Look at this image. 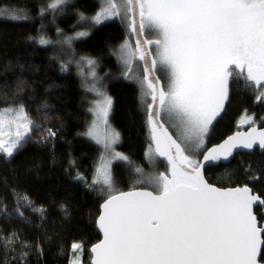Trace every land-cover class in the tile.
I'll use <instances>...</instances> for the list:
<instances>
[{"label":"snow or ice","instance_id":"6c2138e0","mask_svg":"<svg viewBox=\"0 0 264 264\" xmlns=\"http://www.w3.org/2000/svg\"><path fill=\"white\" fill-rule=\"evenodd\" d=\"M65 7L67 0L39 7L41 28L26 39L50 46L44 21L51 14L54 23ZM77 16L82 26L119 21L125 28L128 38L112 54L123 67L122 79L136 85L137 110L148 134L144 160L154 170L145 173L116 149L122 135L111 123L114 99L97 86L98 61L81 56L78 74L84 75L79 69L85 62L95 99L88 109L91 122L78 135L102 151L90 178L71 153L64 172L102 197L88 225L102 236L91 245L89 264H264V117L258 127L254 115L246 114L240 120L246 131L212 142L234 89L264 107V0H105L94 15ZM0 19L27 23L36 17L30 8L0 5ZM56 33L66 52L74 51V40L89 35L77 31L68 36L59 26ZM72 62L63 60L60 71L67 72ZM23 83L11 94H0V164L16 165L30 145L50 150L55 163L65 124L43 123L56 118L47 102L36 107L42 119H34L28 110L33 98L25 97ZM242 155L258 158L234 168ZM115 162L132 168L134 178L152 190L118 191ZM213 168L223 170L228 186L206 179V170ZM21 170L25 177L41 174L38 163L20 164L12 167L11 180L0 178V264H48L51 244L64 257L69 237L67 264H84L85 241L71 232V205L53 199L61 220L49 233L48 208L18 183ZM30 229H43V235L32 232L30 240Z\"/></svg>","mask_w":264,"mask_h":264},{"label":"trees","instance_id":"16d2710c","mask_svg":"<svg viewBox=\"0 0 264 264\" xmlns=\"http://www.w3.org/2000/svg\"><path fill=\"white\" fill-rule=\"evenodd\" d=\"M52 0H0V5H16L32 10L36 17L34 22L13 23L0 19V94L14 91L17 83L24 81L25 97L29 100V112L34 119H42L36 112L37 105L49 104L48 111L54 113L55 119L43 120L48 125H59L64 122L65 128L61 132L62 139L56 148V162L50 150H37L30 145L25 154L17 158L16 165L35 164L40 165V176L25 177L21 170L18 183L26 188L33 200L48 208L50 219L46 228L51 233L53 227L60 226L61 216L59 204L52 201L66 200L71 205L72 222L71 232L76 236H83L85 251L84 264H89L91 245L98 242L99 233L93 227L88 226L89 221H94L98 212L102 197L95 192H89L83 186L71 181L64 172L67 166L68 154L76 160L79 170L89 178L94 172L100 148L89 139L78 135L83 132L89 115L85 109V95L78 78L72 72H61L59 61L54 50L50 47H41L26 39L29 35H35L41 28L38 8L51 3ZM75 6V7H73ZM99 8L95 0H70L64 11H57L56 20L52 22L49 14L44 21L45 32L49 38H53L57 26L65 33H71L77 28V12L90 15ZM73 25L76 27L73 28ZM127 38L125 28L118 21H109L95 28L86 38L78 40L74 45V51L79 56H89L98 61L100 72H107L108 82L106 89L114 99V113L111 123L121 132L122 141L117 149L130 157L134 165H140L144 171H152L144 160V152L147 148L148 134L143 126L142 114L137 110V89L134 83L122 79V65L112 49L117 48ZM23 65V67H21ZM4 85H7L5 89ZM11 96H9V99ZM4 105L0 104V107ZM254 115L257 126H261V117H264V107L256 105L252 98L242 90H233L231 104L227 108L226 115L216 126L212 136V142H220L222 138L231 135L237 130L246 127H238L239 120L245 115ZM69 142L71 147H69ZM257 156H237L233 164L244 165L255 161ZM0 164V178L7 176L12 179V167ZM163 170V164L159 166ZM115 187L118 191H128V184L134 179L132 168L116 162L113 164ZM206 179L216 186H228L227 178L223 176V170H206ZM235 182V181H233ZM7 229V225H3ZM32 232L43 235V229H30L28 239H33ZM70 240L66 242L65 256L56 255L58 246L53 243L50 246L46 259L48 264H67L70 253Z\"/></svg>","mask_w":264,"mask_h":264},{"label":"rangeland","instance_id":"374dc122","mask_svg":"<svg viewBox=\"0 0 264 264\" xmlns=\"http://www.w3.org/2000/svg\"><path fill=\"white\" fill-rule=\"evenodd\" d=\"M98 5H99V8L97 9V11H99L100 7L105 3V0H95ZM70 2V0H67V3ZM97 11H95L94 13L90 14V15H86V16H91V15H94ZM78 20V19H77ZM109 22V21H107ZM119 22V21H118ZM76 25H77V28L72 31L71 33H65L66 35L68 36H73L75 32L77 31H89V34L95 29L97 28L98 26H95V27H89L88 25H80V24H77L76 22ZM100 26V25H99ZM86 37H82L80 39H77V40H74L73 41V50H74V45L75 43L78 41V40H81V39H84ZM128 38V37H127ZM52 40V44L48 47L52 48L55 52V54L57 55V59L59 61V65L60 63L63 61V60H67V59H71L73 62L69 65V70L67 72H72L79 80L80 82V85H81V88H82V91L84 92V95H85V109L87 111V114L89 115V119L87 121V124L85 126V129L83 131L86 130L87 126L90 124L91 122V114L89 113L88 109L89 107L92 105V103L94 102V99H95V96H94V93L90 92L88 90V88L90 87L91 83L93 82L92 81V78L90 76V69L88 68L87 64L85 62H82L81 63V66H80V69L79 71H82L83 72V76L79 75L78 74V68H77V64H76V61H79L80 60V57L79 55H77L75 53V51L73 52H66V51H63L59 45V43H57L58 41V37H57V33H56V30H55V35L53 38H50ZM119 47V46H118ZM117 47V48H118ZM122 70H123V67H122ZM96 72H97V76L100 77V81L99 83L97 84V86H101L103 85V90L107 92V89H106V85H107V82H108V76L109 74L107 72H100V68L99 66L96 68ZM108 74L107 76L105 74ZM108 93V92H107ZM241 120V119H240ZM240 120L238 122V127H248L247 125H243L241 126L240 125ZM82 136V135H81ZM85 137V136H83ZM87 138V137H85ZM88 139V138H87ZM94 143V142H93ZM95 144V143H94ZM99 147V146H98ZM118 145H116V149H117ZM118 150V149H117ZM101 149H100V154H101ZM119 151V150H118ZM100 154L97 158V162L96 164H98L99 162V157H100ZM116 163V162H115ZM152 171H154L152 169ZM152 171H144L145 173H150ZM141 179H144V180H147V176H143L141 177ZM128 190H134V189H147V190H152L151 186L148 184V183H139L137 181L136 178H134L127 186Z\"/></svg>","mask_w":264,"mask_h":264},{"label":"water","instance_id":"95a60500","mask_svg":"<svg viewBox=\"0 0 264 264\" xmlns=\"http://www.w3.org/2000/svg\"><path fill=\"white\" fill-rule=\"evenodd\" d=\"M131 39H132V42L134 43L135 38L132 37ZM247 128H248V127L244 128V129H241L240 131H246ZM235 132H236V131H235ZM235 132H234V133H235ZM234 133H232V134H234ZM232 134H231V135H232ZM238 151L246 152L247 150H238ZM134 190H147V189H134ZM128 191H133V190H128ZM96 230H97V229H96ZM97 232H98V230H97ZM98 233H99V232H98ZM99 235H100V238H102L101 234H99ZM89 253H90V249H89Z\"/></svg>","mask_w":264,"mask_h":264}]
</instances>
